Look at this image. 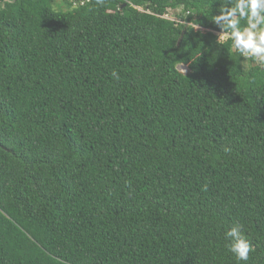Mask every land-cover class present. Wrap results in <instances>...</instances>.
Wrapping results in <instances>:
<instances>
[{
  "label": "trees",
  "instance_id": "1",
  "mask_svg": "<svg viewBox=\"0 0 264 264\" xmlns=\"http://www.w3.org/2000/svg\"><path fill=\"white\" fill-rule=\"evenodd\" d=\"M63 1L0 0V264H237V222L264 264V66L221 0Z\"/></svg>",
  "mask_w": 264,
  "mask_h": 264
},
{
  "label": "clouds",
  "instance_id": "2",
  "mask_svg": "<svg viewBox=\"0 0 264 264\" xmlns=\"http://www.w3.org/2000/svg\"><path fill=\"white\" fill-rule=\"evenodd\" d=\"M95 3L103 8L106 0H95ZM211 4L212 0L205 5L208 11ZM212 21L220 29L216 37L218 45L230 42L234 53L264 66V0H221ZM196 27L198 25L193 26ZM110 75L116 80L120 78L116 70H112ZM224 237L225 246L237 264H247L249 254L255 249L244 233V225L235 223L224 233Z\"/></svg>",
  "mask_w": 264,
  "mask_h": 264
},
{
  "label": "rangeland",
  "instance_id": "3",
  "mask_svg": "<svg viewBox=\"0 0 264 264\" xmlns=\"http://www.w3.org/2000/svg\"><path fill=\"white\" fill-rule=\"evenodd\" d=\"M53 6L56 10H66L67 9V2L63 0H54ZM180 9L170 10L166 13L165 18L172 19L177 18V15L179 14ZM177 69L183 73H186L188 71L187 67L185 65H178Z\"/></svg>",
  "mask_w": 264,
  "mask_h": 264
}]
</instances>
